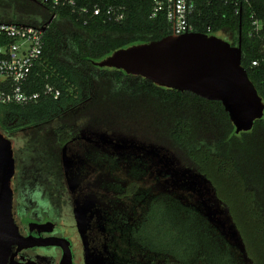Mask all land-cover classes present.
I'll return each instance as SVG.
<instances>
[{
	"label": "trees",
	"instance_id": "obj_1",
	"mask_svg": "<svg viewBox=\"0 0 264 264\" xmlns=\"http://www.w3.org/2000/svg\"><path fill=\"white\" fill-rule=\"evenodd\" d=\"M12 1L21 14L0 8V21L45 27L30 91H41L45 83L60 91L57 98L42 94L33 104L0 106V134L23 142L11 148L20 213L59 212L63 148L84 131L102 132L166 148L203 175L230 213L249 264H264V113L250 130L235 133L219 100L97 66L115 50L172 33L163 13L150 16L151 0H101L124 5V19L86 24L66 8L52 18L39 0ZM198 6L199 14L190 18L195 31L225 32L231 45L240 32L241 67L264 102V40L249 35L250 16L264 20V0H198ZM122 238L163 256L165 264H243L203 215L168 195L154 196L140 219L123 227Z\"/></svg>",
	"mask_w": 264,
	"mask_h": 264
},
{
	"label": "rangeland",
	"instance_id": "obj_2",
	"mask_svg": "<svg viewBox=\"0 0 264 264\" xmlns=\"http://www.w3.org/2000/svg\"><path fill=\"white\" fill-rule=\"evenodd\" d=\"M16 4L0 0V8L12 15L21 14ZM216 35L229 39L225 32ZM4 136L12 148L23 144ZM62 167L66 186L62 224L73 240L77 264H82L84 248L86 264H165L163 256L137 249L122 238L123 227L138 221L148 202L162 195L195 208L232 245L243 264H249L239 232L212 184L183 166L170 150L89 130L63 148ZM75 212L84 247L75 230Z\"/></svg>",
	"mask_w": 264,
	"mask_h": 264
},
{
	"label": "water",
	"instance_id": "obj_3",
	"mask_svg": "<svg viewBox=\"0 0 264 264\" xmlns=\"http://www.w3.org/2000/svg\"><path fill=\"white\" fill-rule=\"evenodd\" d=\"M240 40V32L236 45L216 34L171 33L155 41L115 50L95 64L122 68L157 84L219 100L231 116L235 133H239L250 130L254 120L264 113V102L240 64ZM11 147V140L0 134V264H4L13 243L18 247L58 245L63 251L60 264L68 263L71 251L65 239L17 237L15 234L16 226L9 210V189L4 180L5 174L12 176Z\"/></svg>",
	"mask_w": 264,
	"mask_h": 264
},
{
	"label": "built area",
	"instance_id": "obj_4",
	"mask_svg": "<svg viewBox=\"0 0 264 264\" xmlns=\"http://www.w3.org/2000/svg\"><path fill=\"white\" fill-rule=\"evenodd\" d=\"M52 12V18L60 9H68L76 19L86 24L90 20L119 22L125 17V6L110 3L104 5L93 0H39ZM198 0H151L150 16L163 13L172 33L194 32L191 17L199 14ZM250 36L260 35L264 40V20L250 16ZM43 27L26 23L0 21V106L35 103L42 94L57 98L60 91L45 83L41 91H30V75L34 66L41 63ZM264 46V44H263ZM253 60L252 65H257Z\"/></svg>",
	"mask_w": 264,
	"mask_h": 264
},
{
	"label": "flooded vegetation",
	"instance_id": "obj_5",
	"mask_svg": "<svg viewBox=\"0 0 264 264\" xmlns=\"http://www.w3.org/2000/svg\"><path fill=\"white\" fill-rule=\"evenodd\" d=\"M12 145V141H11ZM12 148V147H11ZM4 180H7L6 187L9 192L10 199V215L16 226V236L17 237H36V238H62L68 244L71 251V258L68 263L65 264H77L76 263V252L74 250V243L69 234L66 233L65 228L62 224V212L65 203V191L66 186L64 183V188L61 193V200L63 201L61 209L59 212L53 210L51 216H38L35 213L21 214L18 203L21 201L18 188H16L15 173L12 177L5 174ZM52 190L48 188L46 191ZM75 230L81 239L82 246H85L83 239L81 238V229L78 224V216L75 212ZM27 252V253H25ZM62 248L58 245H35V246H20L13 243L9 249V254L5 259L4 264H60L62 257ZM85 248L82 251V264H86L85 258Z\"/></svg>",
	"mask_w": 264,
	"mask_h": 264
}]
</instances>
